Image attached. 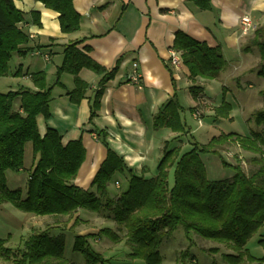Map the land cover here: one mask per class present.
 I'll return each mask as SVG.
<instances>
[{
  "label": "trees",
  "instance_id": "1",
  "mask_svg": "<svg viewBox=\"0 0 264 264\" xmlns=\"http://www.w3.org/2000/svg\"><path fill=\"white\" fill-rule=\"evenodd\" d=\"M39 1L58 13L63 34L79 30L81 16L73 8L72 0ZM189 1L200 10L211 9L210 0ZM14 2L0 0V78L8 76L9 62L14 54L24 56L29 52L22 50L30 37L20 26L25 15ZM30 16L36 18L37 14ZM33 21L39 25L38 20ZM79 44L73 41L64 46L63 60L56 69L54 85L47 86L45 72L39 71L29 74L34 90L20 88L0 93V205L9 203L19 211L37 217H75V222H78L79 212L97 214L105 209L111 213V220L124 230L123 240L126 249H129L128 256L143 260L145 264H162L159 247L179 227L188 241L186 248L179 253L180 264H198L190 252L197 237L230 249L232 253L221 255L224 264H264V257L254 258L246 248L247 242L264 227V158L256 160L258 166L250 174H245L239 164L229 165L222 159L223 166L232 168L233 176L214 181L207 179L200 158L203 154L220 156L222 148L232 143H237L244 150L262 153L263 133L250 131V136L220 134L206 144H193L182 154L179 147H165L152 178L131 174L122 160L107 150L106 158L90 186L95 192L74 184L85 158L81 141L63 145L53 129H47L41 136L37 117L50 116L52 92L56 86L64 87L60 82L63 74L73 76L75 88L67 93L70 100L78 103L83 99L87 85L78 74L87 69L102 77L90 106L92 121L99 111L105 84L118 70L117 66L110 71L99 66L87 55L89 49L85 47L82 51ZM251 48H257L259 53V62L251 72L264 80V24L254 30L242 52H249ZM172 49L180 53L182 64L188 69L192 81L197 78L213 80L227 66L219 48L209 47L181 32L176 33ZM45 55L39 53L43 58ZM18 75L19 72L14 77ZM188 90L194 101L198 100L199 94H203L199 86H191ZM259 94L263 108L253 113V122L264 130V90ZM181 110L174 96L155 116L153 129L166 128L187 135L189 129L180 117ZM230 111L231 105L225 101L215 109L218 118L228 119ZM28 143L32 145L33 163L28 172L26 189L24 192L20 188L11 190L7 187L6 173L23 170ZM170 170H173L172 186L168 183ZM125 172L128 174L127 188L114 200L109 196V183L114 176ZM101 236L114 243L121 242V238L109 228L74 236L72 250L83 256L85 264L108 263L109 259L97 253L89 242ZM257 243L264 247V239ZM64 247L65 236L53 234L47 228L27 236L18 251L7 247L5 240L0 238V259L13 264H72L64 258ZM210 251L218 252L217 249L207 250L208 253Z\"/></svg>",
  "mask_w": 264,
  "mask_h": 264
},
{
  "label": "crops",
  "instance_id": "2",
  "mask_svg": "<svg viewBox=\"0 0 264 264\" xmlns=\"http://www.w3.org/2000/svg\"><path fill=\"white\" fill-rule=\"evenodd\" d=\"M72 3L81 16L80 27L74 33L63 34L58 13L46 8L39 0H15L16 8L25 15L20 26L30 37L22 47L23 51L29 52L24 56L14 54L13 57L17 66L28 65L26 71H30L29 74L45 72L47 86L54 85L64 46L73 41L80 42L78 47L82 51L87 47V55L104 69L110 71L118 67L115 76L105 84L99 111L92 121L90 106L102 77L87 69L78 74L87 85L83 99L78 103L70 100L67 93L75 88L73 76L63 74L60 82L64 87L56 86L52 92L50 116L37 117L41 136L47 129H53L63 145L81 141L85 158L74 184L83 190L95 192L90 186L107 150L115 153L131 174L144 178L152 172L155 174L164 148L179 147L178 142L185 138L181 137L185 135L166 128L153 129L155 116L174 96L179 103L181 90L189 93V87L199 86L206 96V87L218 82L223 88L226 73L239 74L237 68L243 70L240 75L248 84L247 88L256 83L247 75L255 74L251 69L259 62L258 50L252 48L249 52H242L253 32L242 35L239 22L247 16L255 29L262 26L264 0H210V10H200L189 0H72ZM32 13L37 17L31 18ZM33 20H38L39 25ZM178 32L209 47L219 48L227 66L217 78L192 81L183 64L179 68L169 64L167 51L172 48ZM36 52L48 55V61ZM248 59L251 69H242V64H246ZM133 70L139 74L140 87L128 83L127 77ZM21 77L25 86L18 84L17 87L35 89L29 75ZM263 90L264 85L258 93ZM226 94L229 95L228 90ZM228 103L233 111V103ZM194 106L196 102L191 97L187 107L190 110ZM231 111L230 120L233 118ZM200 158L202 161V155ZM32 163L31 158L25 169L29 171ZM118 176L128 180L127 172Z\"/></svg>",
  "mask_w": 264,
  "mask_h": 264
},
{
  "label": "rangeland",
  "instance_id": "3",
  "mask_svg": "<svg viewBox=\"0 0 264 264\" xmlns=\"http://www.w3.org/2000/svg\"><path fill=\"white\" fill-rule=\"evenodd\" d=\"M242 66V69H251L250 60L246 64L243 63ZM9 67L8 76L0 78V93L16 91L20 88L17 87L18 84L25 86V81L20 80L22 78L21 76H28L30 72L26 71L28 65L24 67L17 66L15 57L11 58ZM237 70L240 71L239 74L237 72L226 73L228 75L222 81L225 84L224 89L218 82H212L211 87H206V96L199 94L198 100L195 101L196 106L193 107L192 111L187 107L191 101V96L187 91L181 90V93H179V105L184 107L181 112V119L189 129L187 135L181 136L185 138L178 142L182 152L190 150L195 143L204 144L212 137L220 134L237 133L243 136H250V131H255L263 133L264 135V130L261 127H257L253 122V113L263 108L262 97L258 92L264 85V80L255 74H249L247 76L256 83L252 85V88H247L248 84L244 83L240 75L243 70L241 71V68H237ZM17 72H19V75L14 77ZM234 75L239 76L234 77ZM227 90L229 95L226 94ZM207 96H210V98H207ZM223 100H227L226 103L230 102L234 105V109L231 111L233 116L231 120L218 118L216 115L215 109L220 106ZM16 104L17 102H15V106ZM243 106L245 109H243ZM195 111H198L200 114V123L192 117ZM262 149V153H253L242 149L237 143H232L226 144L222 148L220 156L203 154L202 163L205 167L207 179L211 181L223 180L229 179L233 175L231 167L222 165V159L229 165L239 164L245 174H250L258 166L256 160L264 158V147ZM31 158L33 160L32 145L28 143L25 146L23 170L21 172L8 171L6 173L7 187L9 189L14 190L20 188L23 192L25 191L29 172L25 168L28 167ZM152 173L154 174V172ZM153 174L148 175L147 178ZM115 181L119 182V188L115 186ZM168 183L170 186L173 184V170L169 171ZM126 188L127 181L118 175L114 176L108 186L110 197L115 200L120 192ZM77 216L78 222H75V217L70 219L37 217L33 214L17 210L9 203H4L0 205V238L5 240L7 247L18 251L22 248L23 241L31 233L50 228L53 234H62L65 236L64 258L67 262L72 264H85L83 256L72 250L74 236L76 234L87 235L98 233L102 228H109L121 238V242L114 243L104 236L97 237V240H89L97 253L101 254L105 259H109L107 264H145L143 260L131 259L128 256L129 249H126L123 240L124 230L111 220V213L109 211L102 209L97 214L83 211ZM260 239H264V227L259 229L246 245L249 254L257 259L264 257V247L257 243ZM194 242L195 247L190 252L197 259L198 264H212L214 262L224 264L221 255L224 253H232L225 246L198 237L194 239ZM187 245L188 241L184 237L182 228L179 227L170 237L165 238L159 247V252L163 258L162 264H180L179 253ZM209 249H217L218 252L210 251L211 253H208L207 250ZM0 264L13 263L0 259Z\"/></svg>",
  "mask_w": 264,
  "mask_h": 264
},
{
  "label": "built area",
  "instance_id": "4",
  "mask_svg": "<svg viewBox=\"0 0 264 264\" xmlns=\"http://www.w3.org/2000/svg\"><path fill=\"white\" fill-rule=\"evenodd\" d=\"M241 28H242V35H247L248 33L254 32L255 27L253 26L251 20L249 17L245 16L240 19L239 22ZM36 55H39L38 52L35 53ZM168 54V61L169 64L173 68H179L182 66V59L180 53L170 48L167 51ZM44 59L48 61V56L45 55ZM135 68V65H134ZM128 83L140 87V78L139 74L136 72V70H133L132 73L129 74L127 77ZM193 118L196 119L199 123L201 122L200 114L198 111L193 112L192 114ZM115 186L118 188V182H115Z\"/></svg>",
  "mask_w": 264,
  "mask_h": 264
}]
</instances>
